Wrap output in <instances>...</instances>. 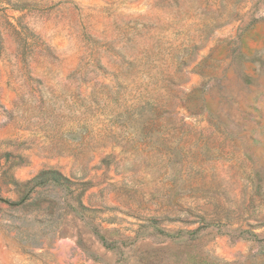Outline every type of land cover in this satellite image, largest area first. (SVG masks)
Segmentation results:
<instances>
[{"label": "rangeland", "instance_id": "1", "mask_svg": "<svg viewBox=\"0 0 264 264\" xmlns=\"http://www.w3.org/2000/svg\"><path fill=\"white\" fill-rule=\"evenodd\" d=\"M0 264H264V0H0Z\"/></svg>", "mask_w": 264, "mask_h": 264}]
</instances>
